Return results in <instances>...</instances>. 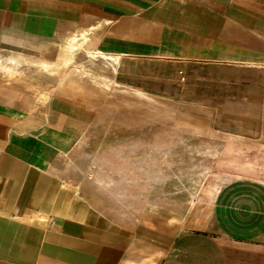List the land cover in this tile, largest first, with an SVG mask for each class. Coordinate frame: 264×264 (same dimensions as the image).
<instances>
[{
  "label": "crops",
  "instance_id": "1",
  "mask_svg": "<svg viewBox=\"0 0 264 264\" xmlns=\"http://www.w3.org/2000/svg\"><path fill=\"white\" fill-rule=\"evenodd\" d=\"M260 22L264 0H0V264H264V189L237 184L264 186V176H256L264 173V157L250 159L231 132L208 145L224 154L212 159L217 172L206 164L203 183L215 185L211 194L208 187L194 199L196 209L179 215H115L109 199L93 193L91 179L80 178L82 193L58 175V163L76 174L72 164H61L86 153L93 139L110 131L141 137L142 110L171 108L138 91L157 90L163 81L151 67L232 62V31L250 32ZM81 47L92 61L70 76ZM97 60L114 69L117 82L138 89L130 93L139 107L134 122L105 123L90 136L79 128L83 112L46 87L112 83L91 70ZM104 109L113 114L117 107ZM248 149L264 154L260 145Z\"/></svg>",
  "mask_w": 264,
  "mask_h": 264
},
{
  "label": "rangeland",
  "instance_id": "2",
  "mask_svg": "<svg viewBox=\"0 0 264 264\" xmlns=\"http://www.w3.org/2000/svg\"><path fill=\"white\" fill-rule=\"evenodd\" d=\"M232 38L237 40L232 42V62L227 59L191 60L159 63L151 67L163 79L156 84L157 90H138L120 84L114 78V69L104 68L98 60L91 70L94 74L110 76L112 83L47 86L48 94L72 101L83 112L84 124L79 128L90 136L100 134L105 123L134 122L139 107L136 94L130 93L134 90L150 93L159 99L158 103L171 105V108L158 106L150 115L142 110L141 137L138 132L132 139L120 138L116 131H110L107 136L93 139L86 153L77 151L69 157L71 162L61 164L63 168L72 164L76 176L61 171L58 163V175L62 180L84 193L81 179H91L93 193L101 196L102 201L109 199L115 215L129 210L137 214L144 209L167 210L179 215L189 209L196 198V192L187 182L206 178V164H210L212 172L218 171L208 155L212 153L208 145L212 146L219 138L230 137L231 132L232 140L240 139L237 146L247 151L250 159L263 158L264 154H249L248 148L252 145L264 147V142H255L264 139V22L250 32L237 28L232 31ZM88 52L82 48L74 55L80 66L71 65L70 76L79 75L74 70H83L81 66L88 70L86 67L92 61ZM165 97L169 101H165ZM105 104L114 105L116 111L107 114ZM169 109L171 116L168 115ZM149 118L155 123L149 122ZM165 153H168L170 168L148 172L145 167L164 158ZM141 169L147 173V179L143 180L134 172ZM162 172L165 178L160 183ZM257 172L258 178L264 176L263 171ZM208 181L197 187L198 192L202 189L197 197L205 194ZM105 184L116 186L119 193L104 189L102 185ZM239 187L260 192L248 185ZM230 189L232 186L221 193ZM193 209H196V204Z\"/></svg>",
  "mask_w": 264,
  "mask_h": 264
},
{
  "label": "bare ground",
  "instance_id": "3",
  "mask_svg": "<svg viewBox=\"0 0 264 264\" xmlns=\"http://www.w3.org/2000/svg\"><path fill=\"white\" fill-rule=\"evenodd\" d=\"M185 142V141H184ZM184 142H183V144H184ZM189 142V141H188ZM235 143H237V142H235ZM182 144V143H181ZM187 145V144H186ZM228 145V144H227ZM184 146V145H183ZM234 146V145H233ZM187 147V146H186ZM189 149V148H188ZM233 149V148H232ZM240 150V149H239ZM183 151V150H182ZM186 151V150H185ZM233 151H235V150H233ZM230 152V151H229ZM242 152H245V151H242ZM233 153V152H232ZM239 153V152H238ZM170 154H172V152H170ZM165 157L164 158H160V160L159 161H155V163H151L150 165H147L145 168L146 169H148V172H153V171H161V170H168L169 168H170V166H171V163H170V161H169V157H168V153H165ZM201 155V154H200ZM212 159H215V158H217V159H219V160H222L223 159V157H224V154H222V153H220V152H218V150H216L214 153H209L208 154ZM228 156V155H227ZM232 156V155H231ZM208 157V156H207ZM244 157V156H243ZM241 160V159H240ZM230 161V160H229ZM242 161V160H241ZM248 165V164H247ZM256 165H258V164H256ZM261 166V165H260ZM145 170H135L134 172L136 173V174H138L143 180L144 179H147V176H146V172H144ZM161 177L159 178V182L161 183L162 181H164V173L162 172L161 173ZM164 175V176H163ZM210 177V176H209ZM212 177V176H211ZM210 177V178H211ZM179 178V177H178ZM126 179H124V181H125ZM203 180L204 179H201V178H198V179H196V180H191V181H188L187 182V185L188 186H190V189H192V191L194 192H196V197H197V195L200 193V191H202V189L198 192V189H197V187H199V186H201V185H203ZM208 181V180H207ZM215 181V180H214ZM237 184H239V185H248V186H251V187H254V188H256V190H259V191H262L261 189H264V186H262V185H260L259 183H254V182H248V181H240V182H237ZM106 185H107V187H106ZM108 190H110V189H112V190H116L117 191V187L116 186H114V187H111V185H109V184H105L104 185ZM215 187V185H209V189H208V194H211V192H212V190H213V188ZM264 191V190H263ZM118 192V191H117ZM119 193V192H118ZM207 194V193H206ZM260 196V195H259ZM159 198H161V197H159ZM194 205H195V202L193 201V203L191 204V207L189 208V210L190 209H192L193 207H194Z\"/></svg>",
  "mask_w": 264,
  "mask_h": 264
}]
</instances>
